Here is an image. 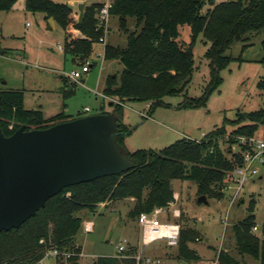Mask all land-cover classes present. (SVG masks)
I'll return each mask as SVG.
<instances>
[{
	"label": "trees",
	"instance_id": "obj_1",
	"mask_svg": "<svg viewBox=\"0 0 264 264\" xmlns=\"http://www.w3.org/2000/svg\"><path fill=\"white\" fill-rule=\"evenodd\" d=\"M18 0H0V11H11ZM208 8L205 10V7ZM103 2H85L84 16L79 21L78 6L54 0H25L27 11L53 17L65 32L64 54L82 62L94 54L104 29L98 26V12ZM111 15L119 18L120 29L127 35L125 45L107 43V62L123 65L121 73L108 75L104 96L121 116L128 102L150 103L149 115L163 104L167 96L183 93L195 71L194 46L200 34L210 44L206 57L211 61L213 80L205 94L188 104L203 105L222 83L220 71L232 58L226 55L235 41H244L249 32L264 29V0H115ZM191 27V42L180 39V27ZM94 65L92 64V67ZM264 87V81L260 83ZM74 92L66 93V96ZM101 113H109L101 111ZM243 114H241L242 116ZM85 116L72 117L61 112L49 119L41 111L26 109L20 89L0 90V124L7 136L22 125L26 129L47 128L54 124ZM237 127L227 134L226 125L218 127L197 140L184 137L155 151L139 149L128 152L135 161L130 171L108 175L81 184L65 187L47 200L36 215L20 227L0 232V264H37L48 251H58V264H79L82 246L77 244L83 218L77 213L84 209L96 211L100 204L109 205L120 199L134 198L132 218L151 213L158 207L167 208L175 201L173 179L197 183L200 196L221 198L222 189L237 164L242 162L239 136L259 135L264 126V107L243 115ZM131 130L120 122L118 143L124 147L125 135ZM230 146L224 150L221 140L227 137ZM236 145V149H231ZM255 201L250 215L232 227L239 253L264 264V237L253 232ZM182 217V213L181 216ZM182 226V225H181ZM198 235L192 228H181L178 257L199 261L200 256L189 247ZM137 249L129 246L123 254L98 256L93 264H135ZM63 253H71L65 257ZM221 264H245L227 250L220 251Z\"/></svg>",
	"mask_w": 264,
	"mask_h": 264
},
{
	"label": "rangeland",
	"instance_id": "obj_2",
	"mask_svg": "<svg viewBox=\"0 0 264 264\" xmlns=\"http://www.w3.org/2000/svg\"><path fill=\"white\" fill-rule=\"evenodd\" d=\"M67 3L68 0H54ZM97 0H87L93 3ZM233 0H214L216 3ZM209 5L205 7V10ZM109 42L125 45L127 35L120 29L119 18L111 15ZM180 39L191 42V27H180ZM244 41H235L226 55L232 58L230 64L220 71L222 83L211 92L203 105H190L193 99L201 98L211 85V61L206 57L210 44L200 34L194 46L195 71L186 90L175 96H167L163 104L155 107L152 114L150 103L128 102L118 116L131 132L125 135L124 148L133 152L139 149L159 151L177 140L189 137L202 139L214 129L226 125L227 134L237 127L236 122L247 113L264 107V29L249 32ZM65 32L60 25L52 28L43 13L27 11L25 0H18L9 11H0V90L20 89L24 93L26 109L41 111L49 119L64 112L66 104L77 116L90 115L106 111L114 112V105L104 96L106 79L114 74V69L104 57L103 43L95 45L91 71L79 81L69 77L72 70L81 68L79 60L65 57ZM123 65L117 71L121 73ZM82 80H85L83 83ZM73 91L74 94L66 96ZM86 107L89 111H86ZM241 114H243L241 116ZM264 136V126L258 131ZM222 138L221 146L227 150L230 144ZM232 145L231 149H236ZM172 187L179 195L175 207L180 209L182 217L176 218L167 212L159 215L163 222H179L184 228L197 232L199 241L189 243V247L200 256L201 264L213 259L217 252L227 250L236 255L245 264H260L249 256L239 253L233 238L232 227L250 215V205L255 203V222L257 231L264 237V172L244 183L242 192L234 198V188L217 189L221 198L209 197L200 202L197 183L191 180L173 179ZM134 202L120 199L109 205L100 204L96 211L89 209L77 213L83 218V224L76 236L82 246L84 256L81 264L94 262L101 255H113L120 242L128 247L139 239V223L132 218L130 211ZM87 221H93L94 229L86 231ZM146 255L162 254L169 264H184L178 257V247H170L166 240H156L144 247ZM51 251H48L49 254ZM46 254V255H47ZM164 262L166 264L167 262ZM193 262L191 264H197ZM198 263V264H199ZM37 264H55L53 256Z\"/></svg>",
	"mask_w": 264,
	"mask_h": 264
},
{
	"label": "water",
	"instance_id": "obj_3",
	"mask_svg": "<svg viewBox=\"0 0 264 264\" xmlns=\"http://www.w3.org/2000/svg\"><path fill=\"white\" fill-rule=\"evenodd\" d=\"M85 3L78 4L79 21ZM56 28L53 17L48 19ZM115 113H96L7 136L0 124V232L20 227L65 187L130 171ZM207 202V197H199Z\"/></svg>",
	"mask_w": 264,
	"mask_h": 264
},
{
	"label": "built area",
	"instance_id": "obj_4",
	"mask_svg": "<svg viewBox=\"0 0 264 264\" xmlns=\"http://www.w3.org/2000/svg\"><path fill=\"white\" fill-rule=\"evenodd\" d=\"M78 6L81 2L87 0H68ZM115 0H104L103 6L98 12V26L104 29V35L100 38V43L106 44V37L108 34V22L110 18V9ZM60 49L61 46H60ZM92 58L87 60L81 68L72 70L69 77L73 80L79 81L83 76L91 71ZM89 111V108H86ZM239 144L242 148V162L237 164L234 170L230 174L228 183L223 187L228 188V184L231 186L230 190L234 188V198L242 192L244 183L249 179H254L261 175L262 168L264 166V136H239ZM166 208L158 207L151 213L143 212L138 217V223L142 230L143 245H148L156 240H166L167 245L170 247H177L179 245L181 236V223L179 222H163L160 220L159 215L165 211ZM173 214L177 217L181 216L180 209H175ZM86 231H92L93 224L86 223ZM258 226L253 228V231H257ZM200 240L199 237L196 239ZM128 246L125 243H120L118 246L119 254H123L127 251ZM55 255H59L58 251H53ZM65 257H70L71 253H63ZM133 258L135 264H162V260L159 258L146 255L143 249L137 251ZM204 264H221L220 251L217 252L213 259L208 260Z\"/></svg>",
	"mask_w": 264,
	"mask_h": 264
},
{
	"label": "crops",
	"instance_id": "obj_5",
	"mask_svg": "<svg viewBox=\"0 0 264 264\" xmlns=\"http://www.w3.org/2000/svg\"><path fill=\"white\" fill-rule=\"evenodd\" d=\"M104 0H97V1H94V2H103ZM87 2V1H86ZM109 26V25H108ZM109 36H110V28L108 27V34H107V37H106V44L107 43H110L109 42ZM106 44H105V46H106ZM111 44V43H110ZM114 45V44H113ZM62 49L61 50H63L64 49V47H61ZM104 50H105V48H104ZM109 65H111V67L113 68V69H115V68H118V66H119V64L117 63V62H107ZM82 82L84 83L85 82V80H82ZM149 103H147V105H148ZM86 108H88V107H86ZM65 111V113L67 114V115H70V116H72V117H75L74 116V114L72 113V111H70V109H69V106H68V104H66V106H65V109H64ZM77 113H80V111H78ZM198 140V139H197ZM200 140V139H199ZM264 172V166H263V168H262V172H261V175H262V173ZM178 197H179V195L177 194V192H175V201L174 202H172L170 205H169V207H167L166 209H165V211L163 212V213H165V212H167L168 213V215H171V212H174V210L175 209H178V208H176L175 207V205H176V201L178 200ZM130 200L131 201H133L134 202V198H130ZM104 205H106V203H103ZM180 212H181V210H180ZM182 213V212H181ZM162 214V213H161ZM160 214V215H161ZM173 216L174 217H176V218H179V217H177V216H175L174 214H173ZM87 222H90V223H92L93 224V229H94V223H93V221H87ZM93 229H92V231H93ZM89 232H91V231H89ZM121 243V242H120ZM119 243V244H120ZM78 244V243H77ZM119 244H118V246H119ZM149 245V244H148ZM118 246H117V249H118ZM131 246H133V247H135L136 249H137V251H139V250H141V249H143L144 250V247H145V245H143V240H142V230H141V227H140V225H139V239H138V242H137V244L134 242ZM147 246V245H146ZM119 252H118V250H117V252L115 253V254H113V255H111V256H114V255H117ZM46 256H53L54 257V259H55V264H58V257H57V255H55L53 252H50L49 254H47ZM46 256L40 261V262H42L43 260H45V258H46ZM84 256V252H83V248H82V253H81V255H80V260H79V264H81V258ZM101 256H106V255H101ZM150 256H152V257H155V258H159V259H161L162 260V264H164V262L166 261H164L163 260V258H162V254H157V253H154V254H152V255H150ZM97 258V257H96ZM95 258V259H96ZM184 264H191V263H193V262H200V260L199 261H187V260H184V259H180ZM169 261V263L170 262H172L173 260H168ZM168 261H166L167 263L166 264H169L168 263ZM197 263V264H198ZM89 264H93V262H89ZM199 264H201V263H199Z\"/></svg>",
	"mask_w": 264,
	"mask_h": 264
}]
</instances>
